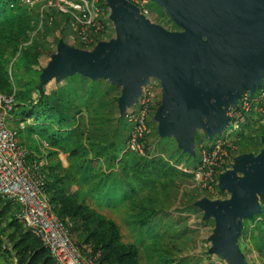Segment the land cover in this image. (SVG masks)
Here are the masks:
<instances>
[{
  "label": "water",
  "instance_id": "obj_1",
  "mask_svg": "<svg viewBox=\"0 0 264 264\" xmlns=\"http://www.w3.org/2000/svg\"><path fill=\"white\" fill-rule=\"evenodd\" d=\"M181 32L151 24L126 0H106L116 36L83 51L60 40L41 70L38 93L78 74L121 88L117 105L124 118L137 104L149 78L159 81L162 99L154 120L159 138H173L183 153L195 155V136L209 141L228 126L226 111L243 92L251 95L264 77V0H150ZM257 154L234 159L218 176L228 198L201 199L202 219L213 218L209 253L226 264H246L238 246L242 220L261 214L264 201V136Z\"/></svg>",
  "mask_w": 264,
  "mask_h": 264
},
{
  "label": "trees",
  "instance_id": "obj_2",
  "mask_svg": "<svg viewBox=\"0 0 264 264\" xmlns=\"http://www.w3.org/2000/svg\"><path fill=\"white\" fill-rule=\"evenodd\" d=\"M35 4L33 11L29 3L24 4L21 0H0V93L9 95L12 93L13 87L15 88L14 115L20 118V123L24 124L32 119V125L35 126H30V130L36 127L37 134L40 135L43 132L42 125L44 123L55 124L60 129H63L66 125L71 126L74 116L80 111V108L75 107V103L79 102L80 107H82L83 105L81 104L85 100L100 99L99 92H103L109 98V101L103 99L97 106V112L99 109H104L110 102L117 103V98L109 97L110 93L114 92L117 87L110 85L107 81L104 84L102 81L105 80L92 81L75 74L66 78L63 82L55 84L49 92L46 90L48 83L45 84L42 92L40 94L38 93L36 86L42 70L40 67L41 60L43 57H46V62H48L51 57L49 48L45 47L40 41L39 36L44 32L41 28L44 26V29L48 30V32L49 30H53V32L56 30L62 33L66 30H63L62 24L69 27V29L70 25L69 17L50 6L48 0H38ZM39 20L42 21V26L40 29H37L36 25ZM30 27L32 29L31 32H36L35 38L30 44L25 45L29 40L26 33ZM49 27L50 29H48ZM71 39L75 43L72 37ZM9 43H12L13 47ZM57 43L54 47H56ZM70 43L73 45L72 42ZM65 44L71 46V44ZM78 48L81 49L80 47ZM15 56L20 61V76L22 77V83L24 85V90L20 91L16 90L14 74L12 69L9 68V64ZM3 57L5 58L4 62L2 61ZM72 82L77 87H73L71 85ZM85 85H88V88ZM260 87L264 88L262 81ZM84 96L86 98H83ZM73 111L75 112L73 113ZM94 114L98 117L97 121L93 120L94 131L100 136L103 133L102 126L106 123H102L100 115ZM257 117L259 119L258 122L263 120L261 119L263 117L258 115ZM255 122H257L255 121V116L253 114L249 115L244 128L253 130V128H256ZM120 123H125L129 131V126L124 118L118 117L116 119L115 124ZM260 126L261 130H264V124ZM25 127L27 128L29 126ZM57 132L50 136L51 139H55L53 144L61 141V139H57L55 136ZM127 136L128 134L124 138L116 137V139L122 144H125ZM219 136H215L211 141L207 140L209 141L207 144L212 143ZM257 136V138H252L251 136L246 137L243 132L238 135L235 144L240 145L242 148L241 154L252 153L253 151H248V145L252 144H257L260 151V147L262 148L260 142L261 136ZM148 137L149 131L143 138V144L149 154L148 157L142 158L126 152L119 161L121 171L125 176H128V179L130 178L128 181L134 196L139 195L143 191H152L154 186H156L155 190L159 186L162 193H165L175 187L177 181L192 179L191 174L183 173L181 169H177V167L173 166L163 156H153V154H150L147 143ZM257 139L258 143H256ZM158 140L165 142L164 145H167L168 143L166 144V141H170V138L158 137ZM111 141L112 143L108 144V146L114 144L115 140L113 135ZM200 142L201 140H197L196 133L194 156L187 155L177 149L180 151L179 158L185 156L189 159V162L185 160L186 164L183 168L185 166L187 168H195L198 164V145ZM95 144L98 147L104 146L98 142ZM249 149L253 150L252 148ZM60 181L62 179H52V177L46 175L45 194L56 216L62 222L70 224V235L79 251L84 253V247L90 244L93 246L94 251L100 252V260L102 262L108 264H140L137 247L120 242V234L116 224L105 219L88 206L79 203L74 197L67 194L65 189L61 187ZM215 187L217 186L215 185ZM218 193L221 196L228 195L226 192L218 191ZM143 198H146V201H140L138 206L140 210L135 217V223L141 228L146 227L149 229L153 216L159 213L151 209L153 207V201L150 196L144 195ZM260 204L262 209L261 214L253 215L250 219L246 218L242 220L240 238L241 240L247 239L243 243L245 246L251 245L254 250L262 253L264 250V201ZM18 208L17 204L0 198V223L5 222V227H0V258H10L12 256L14 264H55L41 240L26 231L17 222L15 214ZM202 222L204 224L206 220ZM4 229L11 230V233L3 235ZM238 246L242 253L246 250L245 248L249 250L248 246L243 247L240 242Z\"/></svg>",
  "mask_w": 264,
  "mask_h": 264
},
{
  "label": "built area",
  "instance_id": "obj_3",
  "mask_svg": "<svg viewBox=\"0 0 264 264\" xmlns=\"http://www.w3.org/2000/svg\"><path fill=\"white\" fill-rule=\"evenodd\" d=\"M59 0L58 10L69 17L70 31L75 44L81 50L91 51L106 33V0ZM138 8L147 18L149 10L145 0H126ZM157 80L142 88L137 104L124 116L129 126L125 148L142 158L148 157L143 138L149 131L148 119L157 104ZM15 88L12 93H0V198L18 205L17 222L33 236L39 238L49 251L55 264H108L100 260L99 251L92 245L82 253L70 235V224L62 222L53 212L45 194L46 174L41 159L21 145L18 128H10L8 122L15 105ZM264 118V88H257L251 95L243 92L237 106H228V126L220 137L210 144L198 146L199 161L190 172L199 193H211L224 166L231 162L238 135L245 130L249 115ZM258 118V117H257ZM262 119V118H261ZM44 147L47 146L43 143ZM154 156V155H153Z\"/></svg>",
  "mask_w": 264,
  "mask_h": 264
},
{
  "label": "crops",
  "instance_id": "obj_4",
  "mask_svg": "<svg viewBox=\"0 0 264 264\" xmlns=\"http://www.w3.org/2000/svg\"><path fill=\"white\" fill-rule=\"evenodd\" d=\"M44 59L45 57L40 64L42 69L47 63ZM48 84L54 87L56 83L51 81ZM71 85L77 87L73 82ZM85 87L88 88V85ZM75 107L80 108L79 113L74 116L73 124L66 125L63 129L55 124L44 123L43 132L39 135L36 127L30 130V126H35L32 125V119L25 124L20 123V118L14 113L8 126L10 128H18L20 125L29 126L19 130L21 145L30 150L32 157L41 159L46 175L52 179H62L60 185L67 194L105 219L114 222L118 227L120 242L137 247L140 264H157L159 249L168 252L169 255H166L164 259H167L170 264H226L219 257L209 253L210 236L204 239L201 237L200 241L193 238L201 234L199 229H151V226L147 229L137 226L135 217L140 210L138 207L140 201H146V198H143L144 195L152 198L151 209L159 213L153 216L152 220L161 218L162 191L160 187L157 186L155 190L156 186H154L152 191H143L134 196L128 181L130 178L128 179V176L121 171L119 164L122 155L128 151L118 139L113 145L108 146L112 143L114 131L118 132L117 138L128 134L126 124H115L112 128L104 129L107 125L105 124L102 126L103 133L99 136L93 127V122L97 121L98 117L94 115V118L90 117L88 120L86 107H80L79 102L75 103ZM56 132L55 136L61 141L53 144L55 139H51L50 136ZM97 142L104 146L98 147L95 144ZM43 143L47 146L44 147ZM5 230L3 235L11 233V230L7 229L5 234ZM146 235L154 237L150 238ZM247 246L249 248V245ZM6 258L11 261L9 257ZM0 261H2L1 258Z\"/></svg>",
  "mask_w": 264,
  "mask_h": 264
},
{
  "label": "rangeland",
  "instance_id": "obj_5",
  "mask_svg": "<svg viewBox=\"0 0 264 264\" xmlns=\"http://www.w3.org/2000/svg\"><path fill=\"white\" fill-rule=\"evenodd\" d=\"M21 1L24 4L29 3L32 6L31 10L34 11V7L36 5L35 3L38 0H32V1L21 0ZM59 3H60L59 0H48V4L57 10H58L57 5ZM145 4L147 5V8H148L149 13H150L149 16L146 18V20H148L151 24H155V25L163 28L164 30H166L168 32H181V31H183V29H181L180 27H178V26L175 27V24L166 17L164 10L160 6L152 3L150 0H145ZM29 10H30V8H29ZM104 11L106 14V22H107L106 24H108V25H106V33H105L104 39H102L99 42H107V41L113 40V39H115V36H116L114 24H113L112 20L110 19L111 9L107 6V4L105 6ZM41 26H42V21L39 20L37 25H36V28L40 29ZM62 26H63V30L66 29L65 32H62V33L57 32L56 30H55V32H53V30H49V32H50L49 33L48 30L44 29V26H42V28H41L44 32L39 36V38H40V41L42 42V44L45 47L49 48L50 56L56 53V47H54V45L59 40H63L65 43H68V44H71L70 42L73 43V41L71 39L72 34H71L69 27H66V25H64V24H62ZM48 29H50V27ZM31 31H32L31 27L28 28L26 34L29 37V40L25 45L30 44V42H32V40L35 38L36 32H31ZM9 45L11 47H13L12 43H9ZM71 46H73L76 49H79L78 47H76L77 45L75 43H73V45L71 44ZM48 48H47V51H48ZM83 51H88V50H83ZM5 56H6V54H5ZM44 60H47V59H44ZM2 61L3 62L5 61L4 57H3ZM43 65L45 66V63H43ZM9 68L12 69L13 74H14L15 83H16V85H15L16 90H18V91L24 90V88H23L24 85L22 83V77L20 76V74H21V72H20L21 71L20 70V61L17 60L16 56L14 57V59L11 60V62L9 64ZM155 80L156 79H154V78H149V81L146 85L153 84ZM102 82L105 84L106 80L102 81ZM262 83H264V77H263ZM52 88L53 87H51V84L50 85L47 84V86H46L47 92H49L50 89H52ZM155 88L157 90V104H156V107L153 109V112L151 113V115L148 119V122H147L148 123L147 127L149 129V137H148L147 143H148L150 154H153L154 156H157V155L163 156L166 160H168L170 163H172L173 166L177 167V169H181L184 173V170H186V168H187V166H185L183 168V166L186 164L185 160L189 162V159L186 158L185 156H181L182 158H179L180 157V155H179L180 151L177 150L178 149L177 144L174 141V139L170 138V141H166V144L168 143L167 145H164L165 142H161L160 140H158L157 132H156L157 131V122L154 120V115L156 113L157 108L161 105L162 92H161L160 84L157 85ZM99 93H100V99L95 98L93 100H88V101L85 100L81 105H83L82 107H86V116L88 117V120H90V117L94 118V115H95L94 113H96V114L100 115V120L102 121V123L107 124L104 126V129H109L110 127L112 128V125L113 126L115 125L116 119L118 117H120L118 105H117V103L110 102V104H108L104 109H99V111L97 112V106L100 104V102L103 99L109 101V98H107L103 94V92H99ZM120 95H121V88H117L114 90V92L110 93L109 97H113L115 99L117 98V101H118V98L120 97ZM133 107H134V105L131 107V109ZM262 119H263L262 121L258 122L259 119H257V117H255V121H257V122H255L256 128H253V130H250V129L247 130V128H246L243 131L244 135L246 137L251 136L252 138L253 137L257 138L258 137L257 135H260L261 137L264 136V130L263 129L261 130V128H260L261 127L260 125L264 124V118H262ZM124 131H126V130L124 129ZM124 131H122L123 134H125ZM117 134H118V132L114 131L113 136H114L115 141H116ZM22 135L23 134H21V136ZM124 137H125V135L123 136V138ZM205 138H206L205 134L202 132V130L198 129L197 130V140H201V142L198 146L209 143V141H207L208 138L206 140H205ZM256 143H258V139H257ZM254 145L253 144L248 145V151H253L252 154H257V153H259V148H258L257 144H254ZM124 146H125V144H124ZM249 148H252L253 150H250ZM241 149L242 148L240 147V145H236L235 153L231 155V162L229 161V163L224 166V169H222L221 173H224L225 171L232 169V166L234 164V159L243 155V154H241L242 153ZM260 149H261V147H260ZM193 169L194 168H187V171L190 172ZM217 181H218V179H217ZM216 186H217V183H216ZM218 191L219 190L217 189V187H214L213 191L209 194L208 193H199L197 191V189L195 188L193 179H191V180L183 179L182 181H177L175 187L171 188L170 191L161 194V203H162V208H161L162 212L160 214L161 218L152 220L151 225H150L151 229H199L200 230L199 233H201L202 236L200 234L198 236L193 237L194 239H198L199 241L201 239H204V238L210 236L212 233V230L215 229V221L211 217V218L207 219L206 222L203 224V222H202V221H204L202 219L203 214L200 211V209L195 206V203L201 199H208L210 201H215V200H224L227 198L228 195L227 196L226 195L221 196V195H219ZM257 199H258V203L260 204L261 200H260L259 196H257ZM4 225H5V222L0 223L1 228H4L5 227ZM6 230H5V234L7 233ZM146 236L150 237V238L154 237V236H148V235H146ZM174 236H179V234H174ZM246 240L245 239L241 240V238H238V244L240 242L243 247H246L247 245L245 246L243 244L246 242ZM245 249L246 250L243 252V255L246 259L247 264H264V250L262 251V253H259L256 250H254L251 245H249V248H248L249 250H247V248H245ZM157 253H158L157 255L159 257V262L157 264H170L167 259H164L166 255H169L168 252H164V251H162V249H159L157 251ZM10 258H11V261L2 257L1 258L2 261H0V263H2V264H14V259H12V256Z\"/></svg>",
  "mask_w": 264,
  "mask_h": 264
},
{
  "label": "flooded vegetation",
  "instance_id": "obj_6",
  "mask_svg": "<svg viewBox=\"0 0 264 264\" xmlns=\"http://www.w3.org/2000/svg\"><path fill=\"white\" fill-rule=\"evenodd\" d=\"M177 27V26H176Z\"/></svg>",
  "mask_w": 264,
  "mask_h": 264
}]
</instances>
